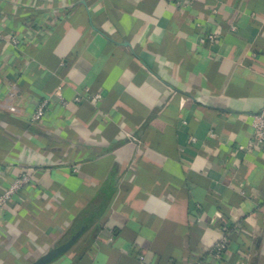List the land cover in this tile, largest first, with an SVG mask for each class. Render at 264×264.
I'll return each mask as SVG.
<instances>
[{
    "label": "crops",
    "instance_id": "obj_1",
    "mask_svg": "<svg viewBox=\"0 0 264 264\" xmlns=\"http://www.w3.org/2000/svg\"><path fill=\"white\" fill-rule=\"evenodd\" d=\"M0 13V193L34 170L0 216V264H31L84 225L48 264H264V0Z\"/></svg>",
    "mask_w": 264,
    "mask_h": 264
},
{
    "label": "built area",
    "instance_id": "obj_2",
    "mask_svg": "<svg viewBox=\"0 0 264 264\" xmlns=\"http://www.w3.org/2000/svg\"><path fill=\"white\" fill-rule=\"evenodd\" d=\"M0 18H1V13H0ZM29 27H35L39 29L45 28L42 23L40 24H35L30 21L26 22ZM235 28V27H233ZM219 38V35L216 32L209 33L207 36L202 37V41H209V42H215ZM11 41L14 44L19 45L20 44V39L17 36H12ZM58 94L61 96V87L58 89ZM63 102L65 103V100L61 96ZM83 97L81 95H78L76 97V101H81ZM91 99L95 102L99 101L102 99L101 94H95L94 96L91 97ZM9 108L12 111H16L17 108L13 105H10ZM48 111V103L46 101H43L41 103H38L35 111L32 115V121L33 122H38L44 118ZM254 139L263 143L264 142V113L258 115L254 121ZM75 170H77V167H74ZM34 170L32 168L28 169V171L22 172L20 174H17L13 182L7 187L4 191L0 193V216L2 217V212L5 210L7 204L9 201L17 195L20 191L28 187L29 185L32 184V172ZM227 247V240L223 239L221 242L217 243L215 246L214 250L216 253V256H220L224 250Z\"/></svg>",
    "mask_w": 264,
    "mask_h": 264
},
{
    "label": "water",
    "instance_id": "obj_3",
    "mask_svg": "<svg viewBox=\"0 0 264 264\" xmlns=\"http://www.w3.org/2000/svg\"><path fill=\"white\" fill-rule=\"evenodd\" d=\"M86 228H87L86 225L82 226L64 244L51 249L47 254L43 255L42 257H40L31 264H48L57 257L61 256L80 238V236L83 234Z\"/></svg>",
    "mask_w": 264,
    "mask_h": 264
}]
</instances>
